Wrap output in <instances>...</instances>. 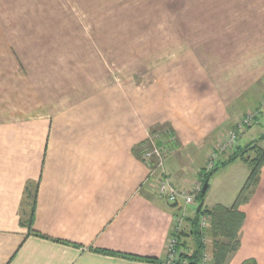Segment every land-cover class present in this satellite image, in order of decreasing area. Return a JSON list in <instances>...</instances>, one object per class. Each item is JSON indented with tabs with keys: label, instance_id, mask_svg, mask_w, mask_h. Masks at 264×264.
<instances>
[{
	"label": "crops",
	"instance_id": "obj_1",
	"mask_svg": "<svg viewBox=\"0 0 264 264\" xmlns=\"http://www.w3.org/2000/svg\"><path fill=\"white\" fill-rule=\"evenodd\" d=\"M111 1L95 8L100 17L87 8L83 24L140 32L149 26L143 32L150 39L144 42L141 33L133 48L117 46V58L111 46L100 45L110 37L89 50L74 46L36 86L30 71L11 60L0 69V264H162L183 204L144 189L155 168L141 152L150 132L170 128L182 149L205 156L208 143L260 106L264 0ZM159 11H167L162 21ZM160 22L166 38L153 28ZM127 34L111 42L134 36ZM167 41L159 59L157 48ZM261 120L264 109L256 124ZM252 126L239 133L231 152L220 154L214 172L246 166L230 154L264 132L242 148ZM183 157L163 161L177 185L199 179L205 168L199 157L191 166L195 176L184 177ZM232 187L220 198L206 191L203 208L232 206L239 192ZM26 188L35 191V233L22 222L32 203ZM237 209L243 217L238 243L224 264H264V164ZM194 210L183 205L185 217Z\"/></svg>",
	"mask_w": 264,
	"mask_h": 264
},
{
	"label": "rangeland",
	"instance_id": "obj_2",
	"mask_svg": "<svg viewBox=\"0 0 264 264\" xmlns=\"http://www.w3.org/2000/svg\"><path fill=\"white\" fill-rule=\"evenodd\" d=\"M103 1L104 0H0V69L11 65V63H8V61L11 60L16 66L20 67V71L23 72V68H25L27 72L30 71V82L32 85L36 86V83L38 82L43 83L49 80L48 76L53 75L55 70L58 69V55L60 57V61H62V55L65 54L67 56L70 54L72 51L71 48L74 46H76L77 49L82 48V46L83 48L86 46V49L89 50L92 43H100L104 40V38L110 37L109 42L100 43V45L111 46L110 52L115 56V58H117L121 54L118 51L117 46L121 45L123 49H126L125 47L133 48V45L138 43V38L141 37V33L143 35L144 42L150 39V31L143 32L145 29H150L149 26H143L142 32H140V27L138 26H88L83 24L84 20L81 18L87 17V8L94 7L93 9L95 10V8L103 7V3H105ZM110 2L112 1L110 0ZM95 11L97 13V17H100L98 14L99 11ZM161 12L165 13L167 11H159V21L163 18L161 16ZM90 17H93V15ZM142 19L149 18L143 17ZM153 28L159 34H164L162 37L166 38L165 34L167 27L164 22L158 23V25H155ZM118 33H124V35L128 33V38H130L129 35L131 34L134 36L131 35L133 37L132 39H115L111 42V40L114 39ZM82 36H84V39ZM93 37H95L96 40L93 39ZM167 44L168 41L167 43L160 42V45L157 48V55L159 59L166 54V51L163 49L166 48V50H168V46H164ZM109 65L111 72L115 75L113 69L114 65L112 63ZM134 68L136 69V66L131 69ZM116 71H118V73L120 72L119 69ZM258 88L259 89H257L256 92H260V96L257 99L259 100L260 106L256 110H262L264 109V79L258 83ZM250 110L251 109H248L246 112ZM246 112L244 114H246ZM262 130H264V120H261L259 124L252 126L247 135L242 138V148L243 145L246 144L245 142H249L252 139L257 138ZM213 141L208 143L209 145L206 149L207 155L204 156V151H201L199 154L196 153L193 156L191 154L192 149H188V151L182 149L168 128L161 126L156 128L154 133L150 135L142 148V152L143 154L147 152L151 153L153 149H156L161 156L160 158L164 161V164L167 159H169L168 161L172 160L173 162H176L179 157L182 158V155H184L183 159H186L183 165L184 171H179V173H184V177L195 176L196 173L192 171L191 166H193L197 158L203 157L205 158V168L198 172L199 179L202 182L204 175L210 171L206 168V165H208L209 154L211 152L210 150H213L216 144V139L214 142ZM259 145H261V147L264 146L263 142H259ZM248 146L249 147L238 151L239 153L243 152L244 159L245 157L249 159L255 154L254 150L256 146ZM220 161L221 160H217L214 167L216 164L220 163ZM148 162L150 164V168L157 166V156L152 154L148 158ZM238 165L240 166H231V168H229V166L223 170H220L221 168H219L215 172L213 171L214 173L212 172L210 179H213L212 181H209V186L207 188L208 198H220L222 193H226L225 191L230 185L233 186V191L238 192L241 189L249 174V169L247 166L241 164ZM160 170H162V168H159V171ZM169 173L170 172H168L167 169H163L164 175L170 177ZM144 189L155 193L158 197L160 196L155 188L149 185V182L145 185ZM162 199L165 201L164 198ZM29 203L30 201L27 198L24 199L23 209L25 211L30 209L28 206ZM193 206L196 207V205ZM180 210L181 214L176 216L174 219V222L176 223L174 233L176 234L184 232L187 233L190 231V223L186 221L183 205L180 206ZM27 213L24 217H22V222L25 224L28 223L29 219ZM198 227L201 235V242L204 246L200 264L212 263L213 242L218 241L222 243H229V240L224 236H214L213 234L215 233V230L209 220L205 225L202 223L201 218ZM179 240L184 242V245L182 243L177 250L173 251L174 255L171 259L166 256L163 259V264H172L173 261L179 258V254L182 256L191 255L194 252L196 243L191 236L182 235ZM176 243L177 242L175 240L173 248ZM205 255L209 258L207 262L203 261V257Z\"/></svg>",
	"mask_w": 264,
	"mask_h": 264
},
{
	"label": "trees",
	"instance_id": "obj_3",
	"mask_svg": "<svg viewBox=\"0 0 264 264\" xmlns=\"http://www.w3.org/2000/svg\"><path fill=\"white\" fill-rule=\"evenodd\" d=\"M172 135H174L173 131L168 128ZM154 133V131L150 132V135ZM260 141H264V132L258 137L257 140L251 141L248 145L256 146L255 147V154L251 158L243 157V152L234 151L232 158H239L241 159L249 169V174L239 190L234 203L230 207H223V206H216L212 209H205L203 205L199 211H197V205L203 199L208 186H206L205 191L198 194L196 197V207L194 210V214L191 217H186V221L190 223V231L187 233H174V230L171 231L170 237H173L176 240V245L174 250L180 247V245L184 242H181L179 239L182 235L191 236L194 242L196 243V248L191 255H181L179 254V258L173 261L172 264H200L201 255L203 251V243L201 242V235L199 231V222L202 217H207V219L212 223L213 228L215 230L214 236H224L229 240V243H222L218 241L213 242V252H212V263L209 264H224L227 256L236 249L238 243V235L239 229L242 223V213L238 211L237 207L241 204L248 194L250 188L258 181V176L260 172L261 166L264 164V146H260L258 143ZM246 147H249V146ZM245 147V148H246ZM244 148V149H245ZM143 151V150H142ZM141 151V152H142ZM247 158V159H246ZM219 166L217 164L214 168H212L209 172H207L202 181V185L207 182L212 174V172ZM202 190V189H201ZM26 197L32 200L31 209L29 213L28 219V229L30 233H35L32 230V220H33V213H34V203H35V191H29L28 188L25 189ZM167 202V201H166ZM169 203V202H167ZM169 204H176V203H169ZM178 215H175V217ZM175 229V228H174ZM37 234V233H36ZM133 257V256H131ZM146 260H154L147 258ZM164 261V260H163ZM162 261V264H163Z\"/></svg>",
	"mask_w": 264,
	"mask_h": 264
},
{
	"label": "built area",
	"instance_id": "obj_4",
	"mask_svg": "<svg viewBox=\"0 0 264 264\" xmlns=\"http://www.w3.org/2000/svg\"><path fill=\"white\" fill-rule=\"evenodd\" d=\"M259 114L260 109L250 110L241 116L233 127L226 129L219 134L216 138L215 147L213 150H210L208 165H206L208 170H211L214 167L220 154L232 151L236 145L239 133L247 127L256 124ZM152 154L157 156L158 163L154 169L150 170L148 180L149 185L155 188L158 194L169 203H178L181 201L184 206L196 205V197L202 189V182L200 179H188L181 185L174 184L169 176L163 174V161L156 149H153L151 153H144V158L148 160ZM159 168H162V170L159 171ZM207 221V217H202L203 224L206 225ZM174 242L175 239L170 237L166 245V256L170 259L174 255ZM208 260V256L205 255L203 261L207 262Z\"/></svg>",
	"mask_w": 264,
	"mask_h": 264
},
{
	"label": "water",
	"instance_id": "obj_5",
	"mask_svg": "<svg viewBox=\"0 0 264 264\" xmlns=\"http://www.w3.org/2000/svg\"><path fill=\"white\" fill-rule=\"evenodd\" d=\"M206 186H207V182H205V183L202 185V190H201L202 193L205 191ZM202 205H203V200H201V201L199 202V204L197 205V211H199V210L201 209Z\"/></svg>",
	"mask_w": 264,
	"mask_h": 264
}]
</instances>
